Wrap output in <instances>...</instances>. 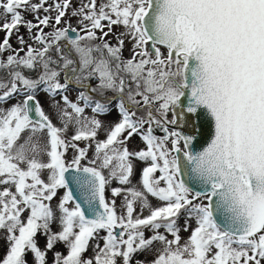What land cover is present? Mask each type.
<instances>
[{"label": "snow or ice", "instance_id": "1", "mask_svg": "<svg viewBox=\"0 0 264 264\" xmlns=\"http://www.w3.org/2000/svg\"><path fill=\"white\" fill-rule=\"evenodd\" d=\"M46 4L0 0V54L11 53L0 60V264H145L134 255L156 242L163 247L149 264H264V0H82L71 13L79 28L57 27L71 0ZM21 24L40 47L25 52L18 36L22 47L12 48ZM113 26L124 29L115 44L105 39ZM113 113L118 119L105 126ZM207 121L211 140L192 151ZM133 136L144 147L130 150ZM81 140L94 142L92 158L93 145ZM136 161L139 187H127ZM114 180L125 186L111 188L123 198L119 215L105 195Z\"/></svg>", "mask_w": 264, "mask_h": 264}, {"label": "rangeland", "instance_id": "2", "mask_svg": "<svg viewBox=\"0 0 264 264\" xmlns=\"http://www.w3.org/2000/svg\"><path fill=\"white\" fill-rule=\"evenodd\" d=\"M32 2L33 3H36V2H38V0H32ZM55 2H56V0H47V4L45 5V7H48L49 5H53ZM81 2H82V0H71L70 7L68 8V10L66 12L65 17L62 18L61 24L58 25L57 27H64L66 22L67 23H70L72 25V27H76V28H79L80 27V25L78 24L79 17L72 16L71 13H72V10L74 8H77V7L80 6ZM84 2H86V0H84ZM101 2H102V0H97V4H99ZM0 11H2V10H0ZM22 14H23L25 20L32 21L33 23H36V21L34 19V15L32 13L25 12V13H22ZM46 14L47 15H50L51 17L54 18L55 15H56V12L54 10H51L49 13H44L43 10H41L40 13H39V15L41 17L44 16V15H46ZM2 22H3V19L0 18V23H2ZM52 23H54V20L52 21ZM85 23H87V22H85ZM41 27H43V26H41ZM36 31H37V29L34 28L32 30V34L34 35L36 33ZM44 31L45 32H51L52 31V28L51 27L44 28ZM105 31H107V28H105ZM122 31H124V29H123L122 26H113V33L110 34L109 37H106L105 39H108L113 44H115V34H118V33L122 32ZM98 33H97V35L100 34V33L99 34ZM18 36H23L24 39H25V41H26V44L23 45V47L25 48V52H26V49H27V45H29V44L32 45L33 47H40V45L36 44L30 38L29 32H28L27 28L24 27L23 24H21L19 26L18 32L14 30L13 31V34L11 35V37L9 39V43L12 45V48L13 49H19L20 47H22L18 43V40H17V37ZM4 37H5V32L4 31H0V42L3 41ZM131 46H132L131 45V41L128 40V39H126L125 40L124 50H123L124 57H128L130 55L129 49L131 48ZM162 51H164V49H162ZM25 52H20V55L21 56L25 55ZM9 54H11L10 51L9 52H5L3 54H0V60L6 58V56L9 55ZM66 94L69 96V99L70 100H72V101H75L76 100V94L74 93V90L73 89H70L68 91V93H66ZM38 99L40 100V102H41V104H42V106H43L46 114H48L50 116V118L52 119L53 123L56 124L57 126H60V122L58 120V117H57V114H56V111H55V107L51 103L50 98L48 96H46L45 94L40 93L38 95ZM56 99L59 100L60 97L57 96ZM10 103H15V101L14 102H10ZM61 103H62V101H61ZM3 107H7V105H3ZM85 115H91L90 111L86 110ZM102 119L104 120L105 126H107L109 122L116 121V118H115L114 115H109V116L103 117ZM73 134H74V128L73 127H70L69 130H68V132L65 134V138L70 140L71 139V136ZM22 136H27V133H23ZM97 138L98 139H101V140L102 139H105L106 138V131L103 130V129L101 131H99ZM44 140H45V137H41V143H44ZM76 143L79 145V147H86L88 144L91 143L93 145V147L91 149H89L88 157L89 158H92V156H93V149H94V142L81 140V141H77ZM138 144H140L139 141H136L134 139L133 140L131 139V141H129L128 146H129L130 150H132V149L137 148L138 147ZM72 152H73V150L72 149H69V151L67 153L69 159L72 156ZM41 158L42 159H45V160L47 159L46 156H42ZM82 163L87 164L88 163V160L86 159V160L82 161ZM134 164H135V171H134V175L131 178V182L132 183H131V185H128L127 187H131L133 185L139 187V185H138L137 182H138V180L140 178V171H141V168L143 167V164L141 162H138V161L134 162ZM104 172H105V175H107L108 170L105 169ZM46 175H47L46 173H43L42 174V178H45L46 179ZM112 187H125V186L119 185L118 182H116L114 180L106 188V193H105L106 199H108L109 201L115 199V201H116V211H117V214L119 215L122 212V207L121 206L123 204V198H122V196L112 197V195H111V188ZM62 195H63V190H59L58 191L57 198L52 201L53 207L56 206L57 200L60 197H62ZM151 203L153 205H156L158 202L156 200H154V199H151ZM69 207H71V205H69ZM136 209H137V211L134 213V216L140 213V208H139L138 203L136 205ZM148 214H149V211L147 209H144L142 215L143 216H147ZM184 219H185V217L182 215L179 218V220H178V224H180L182 226L183 223H184ZM190 223H191L192 228H194L195 227L194 220L193 221H190ZM53 227L55 229V226H53ZM144 231H145V235L146 236L151 235V232L148 229H145ZM159 231L161 233L165 234V235H168V238L169 239L172 238L170 234L166 233L165 229L161 228ZM190 231H191V228L189 229L188 232H185V231L181 230V232H180V235L182 237L181 243H183L184 240L187 239V237L190 234ZM0 237H2V234H0ZM38 241L40 243V246L43 247L44 238L42 236H38ZM162 247L163 246L159 242H156L152 246V250L151 251H147V252L141 253L140 258L137 259V260H141V261H144L145 264H149V262L155 257V255L158 253V251ZM56 250L65 252V249H64L63 245H59ZM3 252H4L3 240H2V238H0V255H2ZM65 254H66V252H65ZM84 258L87 259L85 253H84ZM48 259H49V261H51V259H52V253L51 252L48 253Z\"/></svg>", "mask_w": 264, "mask_h": 264}, {"label": "water", "instance_id": "3", "mask_svg": "<svg viewBox=\"0 0 264 264\" xmlns=\"http://www.w3.org/2000/svg\"><path fill=\"white\" fill-rule=\"evenodd\" d=\"M212 132H213V128H212L211 122L207 121L205 123V134H204V136L199 139L198 143H196L191 150L195 151V152L202 151L203 148L206 147L207 144L210 142ZM155 134L157 136H163L164 135V133L159 129H156ZM181 143H183V142H181ZM184 164H185V161H184L183 155L181 153V166H182V168L184 167ZM184 178L186 180H188L187 175H185ZM188 182H189L190 186H192L195 189L201 188V185L196 180H188Z\"/></svg>", "mask_w": 264, "mask_h": 264}, {"label": "trees", "instance_id": "4", "mask_svg": "<svg viewBox=\"0 0 264 264\" xmlns=\"http://www.w3.org/2000/svg\"><path fill=\"white\" fill-rule=\"evenodd\" d=\"M74 93L76 94V97H77L78 93H77L76 90H74ZM37 98H38V97H37ZM11 102H14V101H11ZM100 235L103 236V235H105V233H104L103 231H101ZM96 243H97L96 240H92V241H90L89 249H88V251L85 253L86 258H89V257H92V256H93V246H94ZM99 243H100L101 246H103V240H100ZM140 256H141V253H137V254H135V255H134V260L139 259Z\"/></svg>", "mask_w": 264, "mask_h": 264}, {"label": "flooded vegetation", "instance_id": "5", "mask_svg": "<svg viewBox=\"0 0 264 264\" xmlns=\"http://www.w3.org/2000/svg\"><path fill=\"white\" fill-rule=\"evenodd\" d=\"M99 34V33H98ZM100 35V34H99ZM163 49V48H162ZM88 111H90V110H88ZM112 115H114L115 116V118H116V120L118 119V117L115 115V113H113ZM136 140V141H139V143L141 144H138V147H144V145H143V143L141 142V140H140V137L139 136H133L132 137V140ZM131 141V140H130ZM181 145H182V143H181ZM157 175H159L158 173H157Z\"/></svg>", "mask_w": 264, "mask_h": 264}]
</instances>
